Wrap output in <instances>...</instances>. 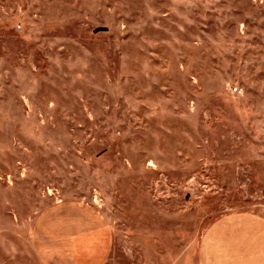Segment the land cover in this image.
<instances>
[{
	"label": "rangeland",
	"instance_id": "obj_1",
	"mask_svg": "<svg viewBox=\"0 0 264 264\" xmlns=\"http://www.w3.org/2000/svg\"><path fill=\"white\" fill-rule=\"evenodd\" d=\"M246 213L264 219V0H0V264H48L36 228L72 217L105 227L104 264H201Z\"/></svg>",
	"mask_w": 264,
	"mask_h": 264
},
{
	"label": "crops",
	"instance_id": "obj_2",
	"mask_svg": "<svg viewBox=\"0 0 264 264\" xmlns=\"http://www.w3.org/2000/svg\"><path fill=\"white\" fill-rule=\"evenodd\" d=\"M65 222L57 234H43L36 228L40 259L48 264H104L111 250L105 227L83 229L76 217L65 218ZM201 264H264V219L246 213L218 220L202 242Z\"/></svg>",
	"mask_w": 264,
	"mask_h": 264
}]
</instances>
